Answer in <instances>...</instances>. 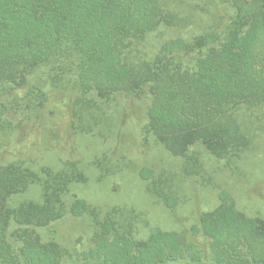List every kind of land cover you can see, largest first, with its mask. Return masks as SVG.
<instances>
[{
	"label": "trees",
	"instance_id": "trees-1",
	"mask_svg": "<svg viewBox=\"0 0 264 264\" xmlns=\"http://www.w3.org/2000/svg\"><path fill=\"white\" fill-rule=\"evenodd\" d=\"M234 11L223 31L215 27L191 41L162 45L149 60L137 48L162 25L181 21L161 0H0V132L11 130L9 116L18 92L44 108L49 96L32 82L45 70L50 85H63L79 97L75 130L90 133L102 123L101 107L90 97L111 101L117 96L148 95L151 105L146 140L154 137L177 157L188 160L185 173L199 174L189 156L202 143L217 159L235 163L252 146L246 114L264 106V0H220ZM186 59L194 61L188 66ZM65 102V101H64ZM140 177L149 194L176 210L179 192L145 168ZM76 162L42 174L24 161H0V264H264V220L241 213L223 191L220 205L201 214L182 233L151 231L137 237L138 217L113 208L104 215L84 200L67 203L71 187L86 183ZM40 184L42 202L9 207L14 195ZM67 216L87 217L93 228L88 249L64 250L43 241L39 230L58 235L57 223ZM15 222L20 228L12 231ZM200 238L208 242L200 248Z\"/></svg>",
	"mask_w": 264,
	"mask_h": 264
},
{
	"label": "rangeland",
	"instance_id": "rangeland-1",
	"mask_svg": "<svg viewBox=\"0 0 264 264\" xmlns=\"http://www.w3.org/2000/svg\"><path fill=\"white\" fill-rule=\"evenodd\" d=\"M165 10L181 21L179 26L162 25L151 32L137 49L144 60L157 55L166 42L184 39L191 41L211 27L223 31L229 25L234 11L220 0H161ZM188 66L194 61L185 60ZM41 70L31 78L42 84L49 96L44 108L25 101V91L18 92L9 116L13 129L0 132V161L4 164L24 161L31 171L42 174L49 168L55 172L65 169L68 162H76L86 175V183L71 187L65 197L70 203L74 197L97 208L102 215L113 208L123 209L138 217L137 237L146 239L152 230L182 233L190 230L198 217L217 209L220 194L228 192L237 209L251 218L264 220V106L254 114H246V125L252 134V146L235 163L217 159L202 143L192 146L189 156L201 165L199 174L185 173L187 159L171 154L154 137L146 140L151 99L117 96L104 101L90 96L101 107L104 118L93 132L75 130L74 117L78 95L64 85L53 88ZM65 101V102H64ZM148 168L155 178L169 182L179 192L176 210L167 208L149 194V183L140 173ZM40 184L14 195L9 207L15 209L26 202H42ZM58 235L41 229L43 241H55L64 250L82 253L88 249L93 234L87 217L67 216L56 225ZM20 228L15 222L12 231ZM201 250L208 242L200 238ZM63 264H73L66 256Z\"/></svg>",
	"mask_w": 264,
	"mask_h": 264
}]
</instances>
